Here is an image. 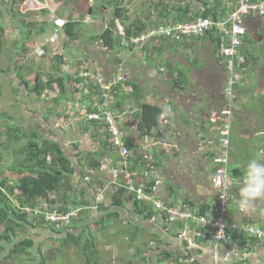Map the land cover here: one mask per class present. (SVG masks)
Returning <instances> with one entry per match:
<instances>
[{
    "label": "crops",
    "instance_id": "obj_1",
    "mask_svg": "<svg viewBox=\"0 0 264 264\" xmlns=\"http://www.w3.org/2000/svg\"><path fill=\"white\" fill-rule=\"evenodd\" d=\"M237 1L118 0V4L125 9L126 25L133 23L146 31L159 24L203 17V13L205 18L225 20ZM93 2L71 0L59 11L56 5L50 10L52 16L66 19L71 15L73 20H84L83 29L99 23L101 30L98 35H83L81 40L68 42L77 49H68L65 56L59 53L51 57L53 61L56 57L63 58L60 65L71 64L70 74H65L70 81L63 93L58 90L54 97L61 100L60 109L49 111L47 117L36 123L37 129L32 128L41 138L60 146L73 168L72 189L64 200L59 196L62 198L59 205H64V210L80 209L78 218L67 224L51 225L40 219L32 222L30 238L37 248L46 240L50 254L46 264H52L60 256L61 245H77L72 248L71 264H92L94 258L91 257L97 256L99 245L111 252L110 264H264V243L229 232L228 239L213 250L209 241L198 239L197 226L170 223L164 213L153 209L151 204L135 201L126 191L130 184L140 185L153 199L167 206L199 214V206H208L212 211L217 202L210 185L212 158L214 145L219 140V113L227 106L232 111L229 169L244 170L252 158L264 162V144L257 147L251 144L264 130L260 127L264 126V19L253 15L243 18L246 33L241 37L239 49L242 60L236 64L245 67L243 75H246L234 87L235 98L229 102L224 95L226 59L219 51L218 33L209 31L199 38L180 40L152 39L141 48H125L121 45L124 26L114 16V7H105L92 18ZM87 5L88 13L82 19L79 13H85ZM108 17L110 21L115 19L113 50H107L100 40H89L108 27L110 21L103 22ZM134 34L138 33L133 30L131 35ZM61 35L65 40L63 32ZM36 47L45 54L49 48H58L44 43ZM102 47L105 52L100 51ZM54 62L58 65L57 60ZM88 67L98 68L107 79L115 77L119 68H126L128 85H117L106 97L80 77V71ZM18 84L20 91H27L19 81ZM45 93L48 92L42 96ZM40 99L30 96L36 106L46 105V101ZM143 104L160 107L163 111L157 126L146 127L141 133L138 113ZM103 105L120 114L122 140L128 149L124 158L119 149L110 144L102 124L85 120L86 113L97 111ZM248 125L260 129L250 135ZM39 127L47 128L49 134ZM146 153L153 156L152 172L148 168L151 165L144 159ZM92 162H98L99 166L94 168ZM237 178L230 177L235 195L240 193L244 173ZM228 220L263 227L264 200L257 201L256 211L249 212L247 217L232 205Z\"/></svg>",
    "mask_w": 264,
    "mask_h": 264
},
{
    "label": "trees",
    "instance_id": "obj_2",
    "mask_svg": "<svg viewBox=\"0 0 264 264\" xmlns=\"http://www.w3.org/2000/svg\"><path fill=\"white\" fill-rule=\"evenodd\" d=\"M24 1L25 0H8V14L11 15L15 6ZM38 1L41 2V0ZM62 1L65 2L64 0ZM70 3L71 0L68 1V4ZM64 4L67 5L66 2ZM105 5L114 7V16L121 21L126 35H131L133 30L135 33L143 32V30L136 28L133 23L131 25H126L124 23L123 13H125V9L118 4V0H94L91 6V17L96 18L98 12L106 7ZM23 9L24 8H22V10ZM44 13L47 14L46 11H44ZM86 13L88 12H80L79 16L84 17ZM20 14L23 15L22 13ZM202 16L206 17V14L203 13ZM2 17L3 14L0 11V19H2ZM13 19L19 25L18 27L21 28L20 41L13 43L19 49V52L22 53L27 50V45H32L31 42H33L37 36L45 35L50 31L52 32L54 29L52 22L50 24H40L41 22H39L38 24L37 22L18 21L14 17ZM66 20L67 22L63 28L65 40L71 42L83 39V22L81 20H73L71 15H69ZM114 20L115 19L110 21L108 27L103 30L101 35L92 36L89 40L92 42L100 40L107 50H113L116 45V41L113 39V30L115 31ZM4 34V27L0 24V57L4 50ZM62 59L61 57H56L54 61L57 60L60 65ZM240 67V65L236 64L237 69ZM12 69L14 70L15 78L18 79L20 84L24 85L29 92V98L33 96L36 100L39 99L46 90L51 89L53 86H57L62 94L66 88V83L70 81L67 75L57 73V69L52 68L45 80L36 76L31 87L24 79L20 67L14 64ZM2 72L3 70L0 68V75ZM242 76L244 77L243 74ZM124 85H128L127 82H125ZM17 90L18 89L15 88V91ZM135 90L136 88L134 86V91ZM53 102L56 106L61 104L59 98L53 99ZM139 110V130L141 133L145 131L146 127L150 128L157 126L163 111L162 108L150 104H143L140 106ZM2 116L6 118V121L0 123V226L3 227V231L0 233V255H3L0 257V264H8L9 262L15 264L20 255L30 254V250L35 248L32 238H23L17 241L16 237L18 232L22 231L24 234V230L28 231L32 222L37 221V219L45 221L43 215L36 217L30 216L25 209L37 208L41 212H46L50 206L55 207L57 205L56 207L63 211L65 206L63 205L61 207L59 203L62 202V198L64 200L65 194L72 189L70 176L73 174V168L68 164L67 157L63 154L60 146L50 140L41 138L37 130L22 126L13 121L10 117H6L4 114ZM260 132H262V136L260 138H254L251 142L255 147L262 143L264 144V130ZM22 140H25V143L20 144ZM9 147L16 150L17 155L11 164L5 168L3 165V151ZM262 147H264V145H262ZM92 166L94 168L98 167L99 163L92 162ZM243 171L244 170L239 167H232L230 169L228 167L229 176L232 179H238V176L243 175ZM231 194L234 198H240V193L235 195L232 193V188ZM51 195H54L56 198L53 199L54 197ZM59 196H62V198ZM198 208L201 214H205L209 211L208 206H199ZM36 250V256H38L36 261H38V264H45L40 248H36Z\"/></svg>",
    "mask_w": 264,
    "mask_h": 264
},
{
    "label": "built area",
    "instance_id": "obj_3",
    "mask_svg": "<svg viewBox=\"0 0 264 264\" xmlns=\"http://www.w3.org/2000/svg\"><path fill=\"white\" fill-rule=\"evenodd\" d=\"M36 1L41 4L40 1ZM41 5H45V2ZM248 15L264 19V0L256 2L238 0L234 10L225 20L196 17L187 22L159 24L134 35L128 36L123 34L121 45L125 48H141L152 39L180 40L189 37L199 38L209 31L218 33L220 36L219 51L226 59L225 68L227 76L224 85V95L228 98L229 102H232L235 98L234 87L243 79L242 74L245 70V67L237 69L236 61L239 63L242 60L239 54V49L241 46V37L246 33L243 18ZM52 19L54 29L51 37L45 40L44 45L55 43V37L62 34L63 28L67 22V20L57 16H53ZM39 54H43V51ZM80 77L87 84L96 86L106 97L117 85H124L125 82H127V78L123 70L120 68L116 76L111 79H107L96 67L84 68L80 71ZM119 117L120 114L117 113L115 109H110L106 105H103L97 111L85 114L86 121L100 123L105 127L108 132L110 144L113 147L118 148L120 156L124 158L128 154V149L122 140V132L118 121ZM219 117L221 118V124L218 129L219 140L214 145V156L212 158L213 171L210 177V185L216 193L217 200L215 206L211 208L212 211H208L205 214H199L180 207L167 206L159 199H153L145 192L144 187L140 185L134 186L130 184L126 187V191L134 196L135 201L151 204L153 209L164 213L170 223L182 222L186 224L191 223L197 226L198 239L201 241H209V246L213 250L217 249L219 243L228 239L229 232H232L237 236L251 238L257 242L264 243V226L259 227L249 222H230L228 220L229 210L232 205L237 207L239 213L244 215V217H247L249 212L242 210L238 205L240 198H234L231 194L232 181L228 172L232 117L230 106L222 109L219 113ZM75 144L78 146L77 143ZM144 159L148 165H151L148 168L150 169L149 171L152 172L154 169L153 156L146 153ZM98 197H101V195L99 194ZM25 211L30 216L34 217L43 215L45 221L51 225H63L71 220L77 219L80 209L75 208L62 211L56 206H50L46 212H41L37 208L25 209ZM181 237L182 235H180V238ZM192 247L196 246L192 244ZM187 261L190 262L191 259H187Z\"/></svg>",
    "mask_w": 264,
    "mask_h": 264
},
{
    "label": "rangeland",
    "instance_id": "obj_4",
    "mask_svg": "<svg viewBox=\"0 0 264 264\" xmlns=\"http://www.w3.org/2000/svg\"><path fill=\"white\" fill-rule=\"evenodd\" d=\"M64 1L68 4L69 0H64ZM79 1H83V0H79ZM89 1L91 2V0ZM24 2L16 5L15 9L13 10V13L11 12L10 15L8 14L9 12L7 9L8 0H0V11L3 14L2 19H0V24L4 27L5 30L4 50H3V54L0 57V68L3 70L2 74L0 75V123H4V121H6L5 120L6 118L2 116L4 114L6 117H10L11 119H13V121L19 123L22 126H25L27 128H35L36 123L41 122V120L47 117L49 111L57 112L60 109V107L56 106L52 101L54 97L57 96V92L59 88L57 86H53L51 89L46 90V92L48 93H45V96H41L40 99V101H46V105L45 103L42 104L38 102L40 104L36 106L35 101L30 100L28 91L22 92L18 89L19 88L18 79L15 78V74H14V70L12 69V66L16 64V66L22 69L24 79L29 83V86L31 84L32 87L36 76H39L45 80L47 74L51 72L52 68L57 69L56 70L57 73L70 74V71L72 70V67L70 66L71 64L56 65L51 57H53L55 54L59 55V53L60 55L62 54L63 56H65V53H67L68 49L70 48L77 49V47L75 44L68 43L66 40H63L62 35L59 36L57 35L55 37L56 42L50 45L54 47L57 46L58 48L57 49L56 47L55 49L49 48L47 49L46 54L45 52H43V54L40 55L39 53L42 51V49H39L36 46L42 45L43 43H45L44 39L51 37L52 32L50 31L45 35L37 36L36 39L33 42H31L32 45L26 46L27 50H25L24 53L19 52V49L14 45L13 42L20 41L21 28L18 27L19 25L14 21L13 17L16 20L18 21L22 20L23 22L30 21V22H37L38 24L39 22H41L40 24H50L53 21L52 19L53 16L50 15V10H52V8H54L55 5L57 11H59L63 7H66V5L64 4L65 2H63L62 0L61 1L44 0L41 2V4L45 2V5L39 4L36 0H28L25 3ZM88 4L91 5L89 2ZM89 5H87L88 7H86V11L89 9ZM22 8H24L23 9L24 11L22 10ZM106 8L109 9L110 7L106 6ZM44 11H46L47 14H45ZM20 13H22L24 16L21 15ZM82 19H85V17ZM81 21L84 23V20ZM109 21H110L109 17L107 20L103 19V22H109ZM99 26H100L99 23H95L94 25H88L84 27V29H82V33L83 35H98L101 30ZM100 51L105 52V49L102 47ZM65 58L68 59L69 62L70 59L68 57ZM123 71L125 72L126 68H124ZM261 72L262 70L259 72V74H261ZM124 74H126V72ZM244 75H246V73ZM15 88L18 90L15 91ZM24 101H28L27 102L28 104L23 105L22 103ZM46 122L47 121H45L44 124H47ZM260 127L264 128V126H260ZM260 127L257 128L256 125L255 126L248 125L247 126L248 133L252 132L250 135H254V133H257V131H259L258 129H260ZM39 129L40 131L44 133L47 132L49 134L47 128L44 127V129L42 130V128L39 127ZM256 137L260 138V136L258 135ZM22 143H25V140H22L20 144ZM3 154H4L3 165L5 168H7L11 164V162L15 159L17 155L16 150H13L12 148L9 147L3 151ZM8 175L11 176L9 173ZM2 231H3V227L0 226V233ZM24 231H25L24 234L22 231L18 232L16 237L17 241L23 238H30L31 236L30 229L28 231L27 230ZM34 240H36V238H34ZM34 246L35 248L30 250V254L20 255L17 258L15 264H38V261H36L37 260L36 258L38 256H36L37 246L35 245V243ZM38 246L41 250V255L44 258L46 264L49 259L48 256L50 255L47 251L46 240L44 242H40ZM75 246L77 247V245ZM75 246L67 245L64 247V245H61L59 252L60 256H57L52 264H66L67 262H69L70 256L74 254L72 248H74ZM110 254L111 252L103 249V245H99L97 256L91 257L94 258V262H92V264H110L111 263L110 261L111 259L109 258ZM2 256L3 255H0V257ZM77 260L78 258H76V263ZM8 264H13V263L9 262ZM69 264L71 263L69 262Z\"/></svg>",
    "mask_w": 264,
    "mask_h": 264
},
{
    "label": "clouds",
    "instance_id": "obj_5",
    "mask_svg": "<svg viewBox=\"0 0 264 264\" xmlns=\"http://www.w3.org/2000/svg\"><path fill=\"white\" fill-rule=\"evenodd\" d=\"M259 200H264V162L252 158L244 166L238 205L245 212H252L256 211V202Z\"/></svg>",
    "mask_w": 264,
    "mask_h": 264
}]
</instances>
